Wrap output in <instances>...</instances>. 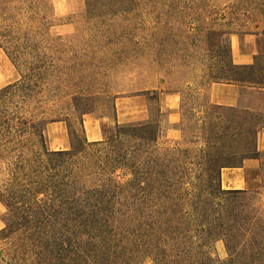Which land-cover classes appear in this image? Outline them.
Masks as SVG:
<instances>
[{
	"label": "rangeland",
	"instance_id": "rangeland-1",
	"mask_svg": "<svg viewBox=\"0 0 264 264\" xmlns=\"http://www.w3.org/2000/svg\"><path fill=\"white\" fill-rule=\"evenodd\" d=\"M13 1L15 26L30 34L40 29L47 39L29 46V53L47 60V82L29 99V116L43 129L50 120L60 122L68 150L84 167L82 189L98 183L92 168L98 155L83 151L80 121L99 123L98 142L117 137V120L157 123V144L141 146L143 176L164 174L173 186L170 199L158 197L150 208L144 185L143 202L148 213L165 210L158 223L176 228L177 244L166 240L176 244L166 264H264V95L249 96L245 104L253 109L218 108L207 95L229 64L237 35H247L245 50L255 47L246 32L264 29V0ZM33 7L47 29L31 19ZM254 64L261 67L264 60L256 56ZM19 78L0 49V88ZM163 93L177 97L174 124L159 112ZM168 127L176 136L166 135ZM98 142H87L93 152ZM244 162L257 164L247 173V188L223 190L220 170ZM115 175L126 178L120 170ZM160 182L158 192L165 189ZM39 212L21 204L8 209L0 201V264H153L130 250L122 221L66 226L44 222Z\"/></svg>",
	"mask_w": 264,
	"mask_h": 264
},
{
	"label": "trees",
	"instance_id": "trees-1",
	"mask_svg": "<svg viewBox=\"0 0 264 264\" xmlns=\"http://www.w3.org/2000/svg\"><path fill=\"white\" fill-rule=\"evenodd\" d=\"M13 2L0 0V12L5 7L9 11L0 13V49L20 77L0 88V170L5 176L4 184L0 186V201L8 209L18 204L39 209L42 213L36 216L46 223L69 226L122 221L127 225L131 251L135 249L153 264H166L170 253L175 252L177 243L173 234L176 228L158 223L165 210L151 211L152 217L148 221L150 213L145 211L146 203L143 202L146 199L144 185L149 187L150 208L153 207L152 200L158 197L170 199L168 190L173 186L167 175L144 177L142 172L141 146L144 142L152 147L157 144L159 125L143 121L118 124L115 121L117 137L98 142L101 147L94 152L83 136V151L89 156L98 155L92 166L97 170L93 174L98 183L91 189H82L79 172L80 166L84 167L77 161L78 156L71 150L49 151L41 123L29 116V99L41 94L47 82V60L38 53H29V46L33 41L47 42V39L40 29L32 30L30 34L15 26L9 10ZM32 10L31 19L38 20L42 29H47L46 18L38 16L35 7ZM255 32L258 33H246L264 37V29ZM256 56L264 60V52ZM256 56L252 64L246 65L234 64L230 57L222 77L215 83L264 90V64L256 66ZM80 127L84 133L82 121ZM149 163H154L151 157ZM118 170L126 176L124 181L116 179ZM158 180L165 188L160 192L155 188ZM175 183L183 184L178 180ZM220 191L224 192L221 188ZM170 238L175 245H167Z\"/></svg>",
	"mask_w": 264,
	"mask_h": 264
},
{
	"label": "crops",
	"instance_id": "crops-1",
	"mask_svg": "<svg viewBox=\"0 0 264 264\" xmlns=\"http://www.w3.org/2000/svg\"><path fill=\"white\" fill-rule=\"evenodd\" d=\"M243 36L247 35H237L238 40L235 46L230 44L231 59L232 62L237 65L251 64L257 54L264 52V37L253 35L255 38V47L251 50H245L242 46ZM253 94L264 95V90L215 82L210 83L207 88L209 102L218 108L253 109L249 104H245L249 96ZM159 100L160 113L167 118V124L176 123L177 97L173 93H163ZM171 116H173L175 120L172 121ZM51 124L53 125L51 126ZM51 124H48L49 126L47 125L43 129L46 137L47 149L49 151L68 150L69 139L60 125V122ZM83 128L84 137L87 142H98L102 139L99 123L91 122L89 126H87L86 121H83ZM54 129H58V132H55ZM166 135L176 136V130L168 127ZM256 169L257 164L252 162H244L243 165L236 168H222L219 173L220 187L226 191L244 190L248 186L247 173L253 172Z\"/></svg>",
	"mask_w": 264,
	"mask_h": 264
}]
</instances>
